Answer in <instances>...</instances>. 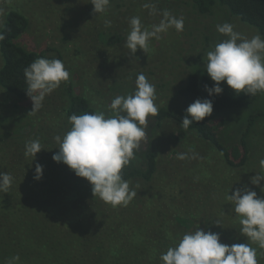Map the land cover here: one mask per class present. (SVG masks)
<instances>
[{"label":"rangeland","instance_id":"374dc122","mask_svg":"<svg viewBox=\"0 0 264 264\" xmlns=\"http://www.w3.org/2000/svg\"><path fill=\"white\" fill-rule=\"evenodd\" d=\"M91 2L0 0V26L8 11L22 14L28 29L17 43L43 53L40 58L63 61L70 72V79L47 95L34 114H29L30 99L20 101L0 89V172L13 177L8 191H0V225L13 214L24 221L15 244L2 239L7 228L0 226V264L13 256H19L17 264H162L160 256L196 228L218 233L220 243L229 246L249 243L257 250L258 264H264V249L241 235L234 205L227 199L237 188H247L264 199V181L251 183L255 175H264V117L249 131L247 160L239 167L228 165L221 152L178 122L165 119L154 127L149 117L146 136L129 165L139 167L142 153L151 147L156 171L148 183L128 181L137 196L126 207L114 208L93 196L85 179L52 160L59 148L54 137H63L71 128L64 114L68 83L92 108L110 117L112 100L134 94L142 72L155 85L158 109L182 113L177 91L189 73L206 69L207 52L227 38L216 26L229 23L249 39L258 31L223 7L199 15L191 0H115L106 13L96 15ZM146 4H154L156 13ZM164 10L183 17V31L169 29L159 40L149 41L146 53L138 49L130 55L125 46L130 19L139 16L151 31ZM114 37L119 40L109 46ZM263 97L261 93L251 109H233L220 116L226 123L217 131L225 147L238 143L251 111L264 107ZM36 139L43 150L32 161L25 156V144ZM178 153L188 158L179 160ZM37 163L43 166L40 180L34 179ZM72 184L78 187L75 192H70ZM76 204L83 209H68ZM143 224H147L146 232ZM110 234L113 243L119 244L113 251L121 249L116 255L108 251Z\"/></svg>","mask_w":264,"mask_h":264},{"label":"clouds","instance_id":"9594fccd","mask_svg":"<svg viewBox=\"0 0 264 264\" xmlns=\"http://www.w3.org/2000/svg\"><path fill=\"white\" fill-rule=\"evenodd\" d=\"M91 4L94 15L103 14L108 10L110 0H92ZM145 7H150L152 14L156 13L154 4ZM172 28L182 32L184 20L168 10L163 11L162 19L158 25L151 26V31L142 24L139 16H134L130 19L125 46L130 55L134 56L138 49L146 53L152 38L159 40L160 34ZM216 30L227 38L206 54V73L214 82V87L206 89L208 95L221 94V82L236 94L255 96L264 93V39L259 34L250 39L244 37L229 23L217 25ZM3 38L0 35V40ZM24 77L26 94L32 103L29 114H34L40 110L47 95L70 79V72L59 59L38 58L24 69ZM156 98L155 85L139 73L134 94L117 95L112 100L110 117L102 111L72 114L70 130L63 137H54L59 148L52 160L63 163L77 177L85 179L91 185L93 196L114 208L126 207L137 192L123 179L122 172L135 158V151L146 136L148 118L158 115ZM212 112L210 99H196L186 109L181 126L187 129L210 117ZM41 150L43 146L38 139L25 144V156L32 161ZM187 158L186 153L177 154L179 160ZM42 174L43 166L37 163L34 179L40 180ZM260 181H264V175H255L251 183L258 185ZM12 182L9 173L0 172V191L7 192ZM227 199L234 205L241 235L264 249V199L247 188H237ZM19 260V256H13L7 264H17ZM160 260L162 264H258L257 250L249 243L222 244L218 233L198 228L186 232L176 246L169 247L160 256Z\"/></svg>","mask_w":264,"mask_h":264},{"label":"trees","instance_id":"16d2710c","mask_svg":"<svg viewBox=\"0 0 264 264\" xmlns=\"http://www.w3.org/2000/svg\"><path fill=\"white\" fill-rule=\"evenodd\" d=\"M191 4L194 11L202 16L211 14L217 6L223 7L232 17L254 27L261 38L264 39V0H191ZM27 29L28 20L15 10H10L6 13L4 22L0 26V35L4 37L0 40V89L20 101H27L30 99L26 94L27 84L24 77V69L43 55V53L26 50L17 43V40ZM118 40V37H114L108 41V45H114ZM68 84L66 91L69 95V103L64 114L67 123L71 126L69 117L72 114H91L97 111L90 106L83 96L73 91L70 83ZM220 86L223 88L221 94L209 96L206 89L214 87V82L211 81L210 77L207 75L206 69L200 72H191L187 75L183 86L177 91L184 112H172L166 109H159L158 115L150 118L154 121V127H160L161 122L165 119L174 120L181 125L189 105L196 99H210L213 103V112L211 116L205 118L201 122L193 123L189 128L184 129L194 132L198 139L206 141L214 146L221 152L228 165L234 167L243 166L246 163L248 153L247 141H245V139L254 122L258 118L264 117V107L259 108L257 111H255L256 109L251 111L247 118V123L243 128V132L240 135V140H238L237 144L229 147L224 146L217 131L220 125L224 126L226 123L225 118L220 116L233 109H251L258 101L261 93H257L255 96H247L243 93L236 94L223 82H221ZM155 171L156 160L154 151L151 147H148L142 153V164L139 167L128 165L123 169L122 177L126 181L148 183ZM79 187L81 190L86 191L85 187ZM70 188V192L78 190V187L74 186V184H72ZM71 208L74 210L83 209L78 204L68 207L69 210H71ZM74 212L77 211H71L70 213L72 215L81 214V212ZM161 216L163 219L167 217V215L165 216L164 214ZM175 219L179 220L178 217ZM23 223L24 221H21L14 214L12 218H3L0 226L5 227L6 225L7 231L4 233L2 239L5 241H12L15 244L16 235L18 234L17 231L20 230L21 224ZM73 223L74 222H71V224ZM146 225L143 224L144 232L148 229ZM163 233L167 234L166 230ZM111 237V234L109 238L106 236V239H109L108 251L110 254L116 255L121 249H117V252L113 251V248L119 247V244L117 240L113 243Z\"/></svg>","mask_w":264,"mask_h":264}]
</instances>
